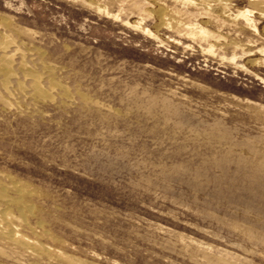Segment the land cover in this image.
I'll return each instance as SVG.
<instances>
[{
    "label": "rangeland",
    "instance_id": "obj_1",
    "mask_svg": "<svg viewBox=\"0 0 264 264\" xmlns=\"http://www.w3.org/2000/svg\"><path fill=\"white\" fill-rule=\"evenodd\" d=\"M1 60L0 216L39 250L0 264H264V0H0Z\"/></svg>",
    "mask_w": 264,
    "mask_h": 264
},
{
    "label": "bare ground",
    "instance_id": "obj_2",
    "mask_svg": "<svg viewBox=\"0 0 264 264\" xmlns=\"http://www.w3.org/2000/svg\"><path fill=\"white\" fill-rule=\"evenodd\" d=\"M207 2V1H206ZM223 14H224V12H223ZM243 14V13H242ZM161 15V14H160ZM164 15V14H163ZM4 50V49H3ZM2 50V51H3ZM3 52H5V51H3ZM5 56L6 55H4V58L2 59V60H4L5 59ZM7 57V56H6ZM8 58V57H7ZM23 58V57H22ZM1 60V62L0 63H3V61ZM9 60V59H8ZM7 60V61H8ZM12 60V59H11ZM5 61V60H4ZM6 61V62H7ZM10 62V61H9ZM8 64H10V63H8L7 62V65ZM2 66H4V65H2ZM6 66V65H5ZM27 66V65H26ZM9 67V66H8ZM39 68V67H38ZM9 70V68H7V66H6V70ZM30 70V69H29ZM10 71V70H9ZM22 71V70H21ZM6 72V71H5ZM8 72V71H7ZM12 72H13V70H12ZM33 73V72H32ZM31 74V73H30ZM7 75H9V74H7ZM38 76V75H37ZM6 77V76H5ZM36 77V76H35ZM39 77V76H38ZM4 83V82H3ZM36 85H38V84H36ZM39 86V85H38ZM40 87V86H39ZM4 88V87H3ZM6 88V87H5ZM36 89H38V88H36ZM7 90V89H6ZM43 92V91H42ZM42 92H40V93H42ZM6 98V97H5ZM12 189L14 190H16L17 191V188L15 187V186H12ZM2 194V193H1ZM0 200H1V202H3V204L4 205H8L9 204V202L11 201V200H9V199H7V198H4V197H0ZM16 227H14L10 222H9V220H8V218H6V216H4V215H2V216H0V235L2 236V237H4V238H6V239H8V240H11V241H13V242H17L18 244H20V246L22 245L23 247H25V248H33V252H34V250H39L38 249V247H32V245H30V243L29 242H27L25 239H23L22 238V236L21 235H19L18 234V232H17V229H15ZM3 238V239H4ZM5 239V240H6ZM38 252V251H37Z\"/></svg>",
    "mask_w": 264,
    "mask_h": 264
}]
</instances>
